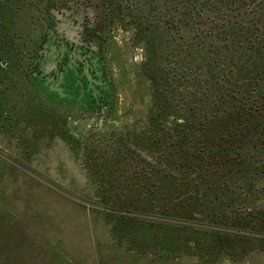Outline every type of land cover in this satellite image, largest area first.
<instances>
[{"label": "rangeland", "instance_id": "1", "mask_svg": "<svg viewBox=\"0 0 264 264\" xmlns=\"http://www.w3.org/2000/svg\"><path fill=\"white\" fill-rule=\"evenodd\" d=\"M192 1L0 5V264H264L262 133L225 168L169 153L263 99L264 0Z\"/></svg>", "mask_w": 264, "mask_h": 264}, {"label": "trees", "instance_id": "2", "mask_svg": "<svg viewBox=\"0 0 264 264\" xmlns=\"http://www.w3.org/2000/svg\"><path fill=\"white\" fill-rule=\"evenodd\" d=\"M5 2L6 0H0V5ZM192 2L196 4V0ZM244 42L247 44V39ZM256 43L253 42L251 45L250 63L245 64L246 62L240 61L239 64L241 66L247 65L251 69L253 78L255 76L264 78V51L263 48H260L263 42L258 40ZM260 89L264 90V87ZM158 94L160 92L157 90ZM255 98L243 103L233 102L223 108L213 105L214 110H210L212 114L208 117L205 114L204 119L197 118L196 112L192 113L194 132L189 134L187 129L180 130L176 138L168 140L169 153L175 157L176 161L184 159L188 161V164H206L215 167V169L221 165H224L225 168L226 165L235 164L236 161L231 158V154L235 150H240L239 161L247 159L250 162L251 158L247 156L248 153L244 145H249V141L253 140L256 134L262 133L264 138V97L262 100ZM195 124H197L196 128ZM186 130L187 133L185 134Z\"/></svg>", "mask_w": 264, "mask_h": 264}]
</instances>
